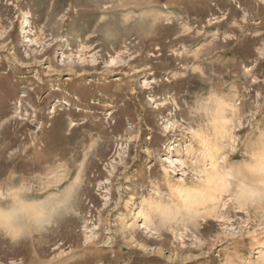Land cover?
I'll use <instances>...</instances> for the list:
<instances>
[{
	"label": "rangeland",
	"instance_id": "1",
	"mask_svg": "<svg viewBox=\"0 0 264 264\" xmlns=\"http://www.w3.org/2000/svg\"><path fill=\"white\" fill-rule=\"evenodd\" d=\"M262 163L264 0H0V264H264Z\"/></svg>",
	"mask_w": 264,
	"mask_h": 264
},
{
	"label": "bare ground",
	"instance_id": "2",
	"mask_svg": "<svg viewBox=\"0 0 264 264\" xmlns=\"http://www.w3.org/2000/svg\"><path fill=\"white\" fill-rule=\"evenodd\" d=\"M259 168L260 169H264V163L260 164V167ZM206 179H207V184H214L216 187H220L222 185V183H219L218 182L217 176L215 174H211V173L208 174ZM245 188H247V189L244 191V193L247 194V196L253 197V195L255 196L257 194V191L258 190L253 189V188L250 189L249 187H245ZM188 192H189V190H188ZM188 198H187L188 202H191L193 200V198H192V192L191 191L188 193ZM261 256H263V255H261Z\"/></svg>",
	"mask_w": 264,
	"mask_h": 264
}]
</instances>
